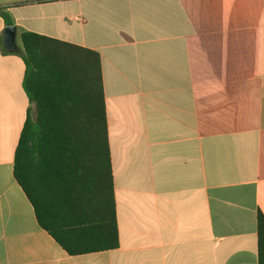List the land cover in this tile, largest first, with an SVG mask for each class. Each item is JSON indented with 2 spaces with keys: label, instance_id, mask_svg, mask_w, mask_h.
Masks as SVG:
<instances>
[{
  "label": "crops",
  "instance_id": "crops-1",
  "mask_svg": "<svg viewBox=\"0 0 264 264\" xmlns=\"http://www.w3.org/2000/svg\"><path fill=\"white\" fill-rule=\"evenodd\" d=\"M0 264H258L264 0H0ZM100 55L118 248L67 254L14 177L21 34ZM6 50V49H5Z\"/></svg>",
  "mask_w": 264,
  "mask_h": 264
},
{
  "label": "trees",
  "instance_id": "trees-1",
  "mask_svg": "<svg viewBox=\"0 0 264 264\" xmlns=\"http://www.w3.org/2000/svg\"><path fill=\"white\" fill-rule=\"evenodd\" d=\"M0 15L14 25L2 7ZM21 42L23 87L35 113L21 131L14 177L40 227L67 254L114 250L120 242L100 55L34 32L22 33ZM257 237L264 264L260 210Z\"/></svg>",
  "mask_w": 264,
  "mask_h": 264
},
{
  "label": "water",
  "instance_id": "water-1",
  "mask_svg": "<svg viewBox=\"0 0 264 264\" xmlns=\"http://www.w3.org/2000/svg\"><path fill=\"white\" fill-rule=\"evenodd\" d=\"M17 27L16 25H10L5 28L3 36L4 48L12 53L18 52L19 48L16 43Z\"/></svg>",
  "mask_w": 264,
  "mask_h": 264
}]
</instances>
